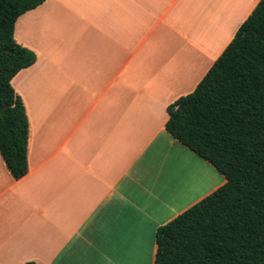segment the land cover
Instances as JSON below:
<instances>
[{"label":"crops","instance_id":"1","mask_svg":"<svg viewBox=\"0 0 264 264\" xmlns=\"http://www.w3.org/2000/svg\"><path fill=\"white\" fill-rule=\"evenodd\" d=\"M259 1L220 17L223 0H45L18 18L36 56L11 81L28 172L0 156V264H154L157 229L226 183L165 130L167 108Z\"/></svg>","mask_w":264,"mask_h":264},{"label":"trees","instance_id":"2","mask_svg":"<svg viewBox=\"0 0 264 264\" xmlns=\"http://www.w3.org/2000/svg\"><path fill=\"white\" fill-rule=\"evenodd\" d=\"M44 2L0 0V156L14 180L28 172L29 124L11 81L36 62L15 23ZM167 114L165 130L226 183L157 229L154 264H264V0Z\"/></svg>","mask_w":264,"mask_h":264},{"label":"rangeland","instance_id":"3","mask_svg":"<svg viewBox=\"0 0 264 264\" xmlns=\"http://www.w3.org/2000/svg\"><path fill=\"white\" fill-rule=\"evenodd\" d=\"M255 0H246V6L249 7L253 4ZM227 3V0H223L222 3L219 4L218 6V13H219V16L222 17L224 14H225V10H228L229 7L226 9L225 8V5ZM225 4V5H224ZM230 5V3H229ZM247 7H245L243 10H244V13L247 12ZM216 12V5H214V13ZM239 20V10H237V13L235 15V22L237 23Z\"/></svg>","mask_w":264,"mask_h":264}]
</instances>
